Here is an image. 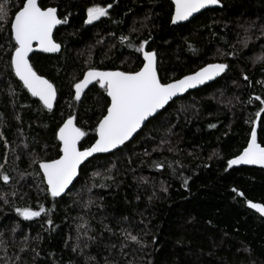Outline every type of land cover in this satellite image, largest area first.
Here are the masks:
<instances>
[{"label":"trees","instance_id":"trees-1","mask_svg":"<svg viewBox=\"0 0 264 264\" xmlns=\"http://www.w3.org/2000/svg\"><path fill=\"white\" fill-rule=\"evenodd\" d=\"M19 2L0 0L15 9ZM42 3L68 19L54 34L62 43L59 53L31 55L34 68L58 89L51 111L38 105L6 67L10 24L0 30V165L11 177L8 184L0 180V239L6 244L0 248V264H264V217L247 207L248 201L264 204V169L227 166L247 146L256 113L264 107L255 99L264 100V62L254 63L264 56V0H221L222 7L179 25L171 23L170 0ZM92 4L112 7L108 16L86 25ZM121 36L134 46L148 40L165 82L212 62L229 67L214 82L171 102L126 146L82 166L72 193L95 183L91 192L53 200L35 175L33 154L56 158L55 131L73 114L88 133L83 146L94 142L105 94L92 86L76 102L73 84L89 66L138 70L142 57ZM258 137L264 146V112ZM95 172L100 175L93 177ZM89 199L93 203L85 208ZM40 205L46 214L32 220L15 211ZM78 225L84 226L79 241ZM122 229L140 243L125 239ZM85 230L95 240L84 236Z\"/></svg>","mask_w":264,"mask_h":264},{"label":"snow or ice","instance_id":"snow-or-ice-1","mask_svg":"<svg viewBox=\"0 0 264 264\" xmlns=\"http://www.w3.org/2000/svg\"><path fill=\"white\" fill-rule=\"evenodd\" d=\"M172 3L174 4V13L171 16V23L178 24L188 21L202 9L220 5L221 0H172ZM111 7V4L107 6L92 4L87 7L84 24L91 25L102 17L108 16V10ZM12 16L13 18L9 21L10 38L8 40L10 59L6 67L11 70V74L18 78L21 88L25 89L31 97L36 98L38 105L51 111L57 100L58 89L53 82L40 75L34 68L30 53L34 51V44L44 53L60 52L62 43L57 42L54 38V30H57L60 25L67 24L68 19L67 17L60 18L58 8L47 6L42 3V0H20ZM6 17L4 5L0 4V19ZM120 40L121 42L128 41L127 46L134 48L135 52L142 57L138 70H101L89 66L83 73V78L73 84L74 101L76 102L81 101L82 94L85 89H89L90 85L98 86L105 94L106 108L93 129L94 142L87 147L83 146L82 141L88 133L77 126V116L73 114L64 119L55 131V139L58 141L57 157L44 160L38 158V154H33L32 163L38 166L35 175L40 177V182L45 184L43 190L53 200L70 194L81 197L85 190L91 192V187L97 186L95 183L91 187L86 184L79 191L72 193V188L79 182L82 166L86 167L92 163L90 158L95 159L96 154L113 153V150L126 146V142H130L135 135H138L147 123L155 120L160 114V110L165 109L170 101L174 103V98L180 97L188 90L213 81L229 67L225 63H208L191 74L165 82L158 73L157 53L154 50H146L148 40L143 41L139 46H134L128 36H121ZM241 43L246 47L247 39ZM256 62H264V56L257 57L254 63ZM244 79L247 80L248 77L244 76ZM9 93L16 95L12 88L9 89ZM255 99L264 104V100L260 96H256ZM262 112H264V107L256 113L258 119ZM16 119L19 120L20 117L17 116ZM210 127H215V125H210ZM0 138H3L2 132H0ZM165 143L167 141L162 139L161 144ZM169 150L171 151V149ZM145 154L147 155V153ZM153 164L160 169L165 166L163 162H153ZM239 164L264 166V146L257 142L256 127L251 129V138L243 152L227 161L229 168ZM2 169L3 165H0V180L8 184L11 177ZM99 175L98 172L93 173V177ZM184 184L187 185V180L184 181ZM98 186L107 187L105 184ZM238 195L243 196L244 194L240 192ZM92 203L93 201L89 199L84 207L87 208ZM248 206L264 215V204L249 201ZM15 211L24 220H32L47 212L43 205H40L38 210H33L31 207H17ZM48 223L51 224L52 221L49 219ZM81 227L84 226H77V241L80 240ZM108 230L111 231V229ZM122 232L125 239L140 243L136 235L126 229H122ZM83 235L87 236L89 240H95V237L88 236L87 230L83 232ZM2 236L3 234L0 233V237ZM79 246L78 243L73 251H76ZM84 246L87 247V244L85 243ZM4 247H6L5 241L0 239V248Z\"/></svg>","mask_w":264,"mask_h":264},{"label":"water","instance_id":"water-1","mask_svg":"<svg viewBox=\"0 0 264 264\" xmlns=\"http://www.w3.org/2000/svg\"><path fill=\"white\" fill-rule=\"evenodd\" d=\"M170 2L172 3V0H170ZM173 4V3H172ZM215 7H222V3L220 4V5H216V6H210V7H208V8H206V9H202L199 13H195L192 17H190L189 18V20L188 21H190V20H192L195 16H197L198 14H200L201 12H203V11H205V10H207V9H211V8H215ZM173 13H174V4H173ZM58 15H59V12H58ZM173 15V14H172ZM188 21H183V22H180V23H178V24H173V25H179V24H183V23H186V22H188ZM97 21H95V22H93V24L94 23H96ZM59 27V26H58ZM55 31L56 30H54V34H55ZM34 51L33 52H35V51H37V52H41V53H44V52H42V51H40L38 48H36V46H35V44H34ZM146 50H149L148 49V45H146ZM155 51V50H154ZM156 52V51H155ZM57 53H59V52H57ZM157 53V52H156ZM33 53H30V58H31V55H32ZM45 54H55V53H45ZM157 62H158V57H157ZM212 63H222V62H212ZM226 64V63H225ZM157 67H158V63H157ZM101 70H117V69H101ZM118 70H121V69H118ZM124 71V70H123ZM227 71V70H226ZM225 71V72H226ZM224 72V73H225ZM158 73H159V71H158ZM223 73V74H224ZM191 74V73H190ZM223 74H221V76L223 75ZM188 75V74H187ZM183 77V76H182ZM220 77V76H219ZM219 77H216L213 81H208V82H206L204 85H199V86H197L196 88H194V89H190V90H188V92H186V93H184V94H181V96L180 97H182V96H184V95H186L187 93H189V92H191V91H193V90H195V89H198V88H201V87H203V86H205L206 84H209V83H212V82H214L215 80H217ZM83 78V77H82ZM181 78V77H180ZM179 79V78H178ZM92 86L90 85L89 86V89L91 88ZM89 89H85V92H84V94H82V97L81 98H83L84 97V95H85V93L89 90ZM179 98V97H178ZM175 99H177V98H174V100ZM56 102H57V100H56ZM56 102L54 103V107H55V104H56ZM171 103V101L169 102V104ZM168 105H166L165 106V108L167 107ZM53 107V108H54ZM164 109H161L160 110V112H162ZM261 117V116H260ZM151 119V118H150ZM259 120H260V118L258 119L257 118V122H256V124L254 125V127H256V130H257V142L259 143V144H261L260 143V141H259V137H258V123H259ZM78 126V125H77ZM144 128V127H143ZM142 128V129H143ZM141 131V130H140ZM139 131V132H140ZM136 136V135H135ZM134 136V137H135ZM250 138H251V136H250ZM250 140V139H249ZM128 142H126V144H127ZM261 146H263L262 144H261ZM121 147H123V146H121ZM247 147V146H246ZM118 150V149H117ZM116 150H113V152H115ZM242 152H243V150H242ZM241 152V153H242ZM240 153V154H241ZM105 154H109V153H105ZM240 154H238V155H240ZM96 155H98V154H96ZM237 155V156H238ZM236 157V156H235ZM91 159V158H90ZM233 159V158H232ZM242 166H245V167H257V168H263L264 169V166H261V165H258V164H256V165H253V164H239V165H233L231 168H233V167H242ZM249 202V201H248ZM248 202H247V207L249 208V209H251L249 206H248ZM251 202H253V203H260V202H254V201H251ZM261 204H263V203H261ZM251 210H253L254 212H256L254 209H251ZM257 213V212H256ZM259 214V213H258ZM259 215H261V214H259ZM262 217H264V215H261Z\"/></svg>","mask_w":264,"mask_h":264},{"label":"rangeland","instance_id":"rangeland-1","mask_svg":"<svg viewBox=\"0 0 264 264\" xmlns=\"http://www.w3.org/2000/svg\"><path fill=\"white\" fill-rule=\"evenodd\" d=\"M5 12L7 13V17L4 19H0V27L4 29L9 23V21L13 18L12 14L15 12V8L9 5H4Z\"/></svg>","mask_w":264,"mask_h":264}]
</instances>
